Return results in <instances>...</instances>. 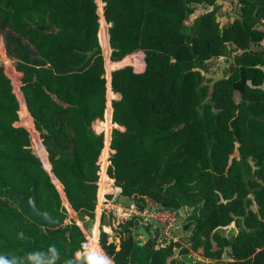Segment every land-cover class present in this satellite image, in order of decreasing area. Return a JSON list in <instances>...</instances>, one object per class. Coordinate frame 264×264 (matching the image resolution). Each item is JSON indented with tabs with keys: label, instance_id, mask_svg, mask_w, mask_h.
<instances>
[{
	"label": "trees",
	"instance_id": "1",
	"mask_svg": "<svg viewBox=\"0 0 264 264\" xmlns=\"http://www.w3.org/2000/svg\"><path fill=\"white\" fill-rule=\"evenodd\" d=\"M104 1L113 60L142 51L146 64L112 72L120 95L113 119L125 130H113L110 174L141 209L193 208L188 245H163L160 233L141 244L129 220L117 229L119 243L102 233L106 254L115 264H264V0H238L228 25L220 0ZM196 3L210 8L187 27ZM99 25L96 0H0V32L21 89L19 100L0 54V264H90L76 257L85 236L66 222L62 191L22 115L32 125L34 118L70 206L93 216L104 146L96 122L107 100ZM229 45V74L206 80L207 64ZM123 63L130 57L112 66ZM250 158L256 178L247 180ZM34 184L39 207L47 204L59 226L5 190L28 196ZM236 218L243 227L222 235ZM198 250L194 261L181 256ZM224 254L231 260L221 261Z\"/></svg>",
	"mask_w": 264,
	"mask_h": 264
},
{
	"label": "built area",
	"instance_id": "2",
	"mask_svg": "<svg viewBox=\"0 0 264 264\" xmlns=\"http://www.w3.org/2000/svg\"><path fill=\"white\" fill-rule=\"evenodd\" d=\"M96 2L98 5V12H99V24L100 25H99L98 36H99V42L102 48V54L104 57V77L106 78V85H107V100H106V108H105L104 116L103 118L98 119L96 122V131L99 134L103 135L104 146L102 148V152L97 162L99 165V170H98L99 178L97 181L98 198H97V204L94 210V214H96V212L100 210V213L103 215L104 218L112 219L116 225H120L121 223H125L126 221H129V220H135L134 234H136L135 230L138 229L140 226H144L148 230L147 227L149 225H152L156 229H159L161 231V235H164V234L171 235L172 231L174 230L176 226V223L180 221V218L184 213V208H187L189 206H184L179 211L164 209L159 206H149L145 209H141L133 199H131L129 196H126L122 193L121 189L116 185L115 178L110 174V171H109L112 165L111 157H112V154L115 152L114 148L112 147L113 130L115 128L120 129V130H125V127L118 124L113 119V113H114L113 101L116 99H119V94L113 90L112 72L114 70L113 68L109 69L108 67L107 59H106L107 56L104 54L103 45L100 41V30H101V25H102V22H101L102 17L105 18L107 25H108V44L110 46L109 59L113 63H116L117 61L113 60L112 58L113 48L110 43V34H109L111 23L108 22L105 17V4L106 3L104 0H101V2L96 0ZM0 53L2 54L1 50H0ZM132 55H136L142 63V66L140 68L136 67V65L133 64L135 71L136 72L144 71L145 54L142 51H137V52L132 53ZM22 120L25 126L27 127L28 120L25 117H23V115H22ZM33 125H35V123H33ZM36 132L38 133L39 138H40L39 143H36L33 139L37 152L43 162V165H44L43 157H46L49 160L48 163L50 164V167L47 168L44 165V168L50 172L53 181L62 191L65 204L69 210V216L66 219V222L70 223L72 222V220L76 222L80 226L85 236V239L82 242L81 248L76 253L77 257L79 258L78 256L79 253L82 255L85 254L86 256L83 259L80 258L83 261L89 260L90 264H100V263L108 264L105 258L107 257L110 259V257L106 254L105 250L103 249L101 245L102 233L106 230L104 229V227L100 228V226H98L97 223L94 222V220H91L89 225L86 224L85 222L81 220L78 213L70 206L67 199L65 198L63 188L53 172L52 163L50 161L48 151L43 143L41 134L37 129H36ZM31 136H32V133H31ZM104 150H107L106 156H103ZM125 198H127L129 201H125L124 200ZM184 215L186 216V213H184ZM173 240L177 241L176 237H174ZM160 241H162V238ZM162 243L163 245H165L164 242ZM101 250L103 251V254L100 252Z\"/></svg>",
	"mask_w": 264,
	"mask_h": 264
},
{
	"label": "rangeland",
	"instance_id": "3",
	"mask_svg": "<svg viewBox=\"0 0 264 264\" xmlns=\"http://www.w3.org/2000/svg\"><path fill=\"white\" fill-rule=\"evenodd\" d=\"M98 1L101 2V0H98ZM236 3L237 2L233 1V0H231V1L230 0H222L221 9L219 10L218 15L220 16L223 24H227V23L231 22L232 19L235 18V15L238 13V9H239V8L235 7ZM205 10H206V7H203V6L200 8L198 7L197 11L186 21L187 27L195 20L196 17L201 15ZM234 13H236V14H234ZM100 41L103 45L104 54L107 56L106 59H107V64H108L109 69L113 68V70H115V69H118V68L126 66V65H132L133 66V64L136 65V67H138V68H140L142 66V63L138 59V57L136 55H132V54L127 56V57H130V61H131L130 64L123 63V64H118L117 66H114V67L112 66V64H114V63L111 62L109 59L110 46L108 44V25L104 19L102 20V26H101V31H100ZM3 42L4 41L2 39V34L0 33V50L2 52V54L1 53L0 54H1V57L4 61V63H5L7 73L12 77L13 76L12 70H14L15 67L13 66V62L7 54L6 46H5V43L3 44ZM234 52H235L234 48H232V49L228 48L223 52V54L221 56H219L216 59L209 62L207 64L208 74L205 75V79L209 80V75L210 76H216V77L220 76V75H226L227 76L229 74V71H230L232 65H233ZM123 60H121V61H123ZM121 61H117L116 63L121 62ZM15 71H16V69H15ZM12 80L14 83L15 92L20 99L19 93L21 90H20V87L18 84L17 75H15V79H14V77H12ZM234 98L236 101L240 100V92L239 91L235 92ZM20 105H21V102H20ZM31 118H33V117H31ZM26 119H28V118H26ZM32 121H34V118L32 119ZM27 127H28L29 131L32 133V137H33L34 141L36 143H39L40 142L39 141L40 140L39 135L36 136V131L33 129L34 127L29 120H28ZM234 155L239 157V153L237 151L234 153ZM43 159H44V165L47 168H49L50 167V164L48 163L49 160L46 157H43ZM250 162L252 165V171L247 174V176H246L247 180L256 178V174L253 171L256 168V163L251 158H250ZM252 197H253V194H252ZM192 212H193L192 207L184 208V213H186L187 216H185L183 213V215L180 218V221L176 223V226H175L174 230L172 231V234L171 235H165V234L160 235L159 240H161V238H162V242H164L165 244H168L171 241H174L173 239H174V237H176V239L179 243H181L182 245H185V246L188 245V239L192 233V226H193L192 222L189 220V216L192 214ZM80 218L83 222H85L88 225L90 224V222L92 220L91 219L92 216L90 217L88 215H81ZM111 221H112V219H107V218L103 219L104 223H108ZM242 227H243L242 218H236V220L233 221L230 225H228L226 227H221L219 229V232L222 235H225L227 237H233L237 234V232ZM147 228H148V231L153 235H156L157 233L161 234V231L159 229H156L152 225H149ZM115 235H116V237H119L118 233L116 231H115ZM115 239L117 241V238H115ZM137 239H139L140 241H145V238L143 235L141 237L138 236ZM177 251H179V248ZM181 256L185 261L190 262V261H194L196 259L202 258L203 252H202V250L190 251L189 253L181 254ZM230 260L231 259L227 254H224L222 259H221V261H223V262H228ZM210 261H212V260H210Z\"/></svg>",
	"mask_w": 264,
	"mask_h": 264
},
{
	"label": "water",
	"instance_id": "4",
	"mask_svg": "<svg viewBox=\"0 0 264 264\" xmlns=\"http://www.w3.org/2000/svg\"><path fill=\"white\" fill-rule=\"evenodd\" d=\"M5 190L10 192V194L14 197H16L19 202L25 206L26 210L36 216L40 221L50 225L51 227H57L60 225V219L54 215V213L50 210V207L47 204H45L44 209L39 207L36 184L32 186L31 193L28 196L21 194L14 188L6 187ZM135 233L143 235L145 241L148 240L151 236L149 231L144 226H140L138 229H136ZM117 241L120 242L121 237H118ZM140 243L143 244L144 241H141ZM230 248L231 247L226 248L227 252L230 250Z\"/></svg>",
	"mask_w": 264,
	"mask_h": 264
},
{
	"label": "crops",
	"instance_id": "5",
	"mask_svg": "<svg viewBox=\"0 0 264 264\" xmlns=\"http://www.w3.org/2000/svg\"><path fill=\"white\" fill-rule=\"evenodd\" d=\"M231 1V0H230ZM233 1H236L237 3H236V5H235V7L236 8H239L238 9V13L236 14V13H234V14H236L235 15V18L234 19H232L231 20V22H229V23H227V24H223V22H222V24L223 25H228V24H230V23H232L235 19H236V17L238 16V14L240 13V7H241V5H240V3H239V1L238 0H233ZM221 2H222V0H220L219 1V6H220V9H221ZM195 8H196V11H197V9H198V7L200 8V7H206V10L204 11V12H206L207 10H209V6H205V5H203V4H201V3H196L195 5ZM219 9V10H220ZM195 11V12H196ZM194 12V13H195ZM203 12V13H204ZM193 13V14H194ZM202 13V14H203ZM192 14V15H193ZM200 16V15H199ZM198 16V17H199ZM219 16V15H218ZM197 18V17H196ZM219 19L221 20V18H220V16H219ZM222 21V20H221ZM228 48H233V46H231V45H229L228 46ZM227 48V49H228ZM216 59V58H215ZM119 98H120V95H119ZM125 201H129L127 198H125L124 199ZM89 216V215H88ZM187 216V215H186ZM91 217V216H90ZM92 220H94V222H96L97 223V225L98 226H100V228H102V227H104V229L106 230V231H104L105 233H107V235H108V240L110 239V241H113V240H116L115 238H118V237H116V235H115V231L117 232V229H118V227H119V225H116L114 222H113V220L111 221V222H108V223H104L103 222V219H104V217H103V215L100 213V210H98V212H96V214H93V216H92V218H91ZM150 233V232H149ZM151 234V233H150ZM141 237L142 235H140V234H135V239L136 240H138V241H140L139 239H137V237ZM141 242V241H140ZM145 242V241H144ZM79 258L77 257V254H76V257L79 259V260H81V259H83L84 257L82 256V254H80L79 253ZM81 258V259H80ZM111 259V258H110ZM81 261H83V260H81ZM111 261H112V264H115V262L111 259Z\"/></svg>",
	"mask_w": 264,
	"mask_h": 264
},
{
	"label": "bare ground",
	"instance_id": "6",
	"mask_svg": "<svg viewBox=\"0 0 264 264\" xmlns=\"http://www.w3.org/2000/svg\"><path fill=\"white\" fill-rule=\"evenodd\" d=\"M104 19V17H102V20ZM105 20V19H104ZM106 21V20H105ZM102 22V21H101ZM102 26V25H101ZM101 31V30H100ZM107 155V150H104L103 156Z\"/></svg>",
	"mask_w": 264,
	"mask_h": 264
}]
</instances>
